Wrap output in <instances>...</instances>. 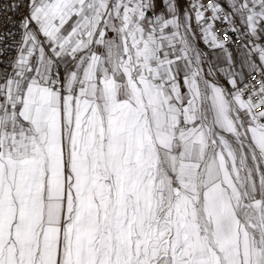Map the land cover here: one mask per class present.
<instances>
[{
  "label": "snow or ice",
  "instance_id": "6c2138e0",
  "mask_svg": "<svg viewBox=\"0 0 264 264\" xmlns=\"http://www.w3.org/2000/svg\"><path fill=\"white\" fill-rule=\"evenodd\" d=\"M0 264H264V0H0Z\"/></svg>",
  "mask_w": 264,
  "mask_h": 264
},
{
  "label": "built area",
  "instance_id": "2783aa9c",
  "mask_svg": "<svg viewBox=\"0 0 264 264\" xmlns=\"http://www.w3.org/2000/svg\"><path fill=\"white\" fill-rule=\"evenodd\" d=\"M205 2H207V0H205ZM222 27H228V25L226 24H218L217 25V34L220 35L221 39L227 41L228 40V37L227 36H224L222 33H219V28H222ZM240 44V40L237 38L236 35H232L231 36V46H238ZM258 79V78H257ZM245 84H249L251 83V80L249 79H245L244 81Z\"/></svg>",
  "mask_w": 264,
  "mask_h": 264
},
{
  "label": "crops",
  "instance_id": "0c3cea01",
  "mask_svg": "<svg viewBox=\"0 0 264 264\" xmlns=\"http://www.w3.org/2000/svg\"><path fill=\"white\" fill-rule=\"evenodd\" d=\"M201 47H203V45H201ZM229 47L233 48L234 54H235V46L229 45ZM213 59H215V56H213ZM217 62L223 64V55L222 54H219V60Z\"/></svg>",
  "mask_w": 264,
  "mask_h": 264
}]
</instances>
